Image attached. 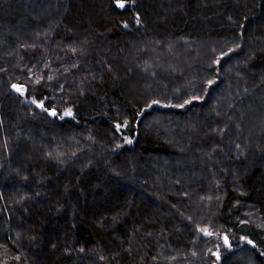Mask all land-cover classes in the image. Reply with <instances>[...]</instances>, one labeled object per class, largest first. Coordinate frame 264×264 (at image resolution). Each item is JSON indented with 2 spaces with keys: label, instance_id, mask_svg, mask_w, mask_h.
Here are the masks:
<instances>
[{
  "label": "trees",
  "instance_id": "1",
  "mask_svg": "<svg viewBox=\"0 0 264 264\" xmlns=\"http://www.w3.org/2000/svg\"><path fill=\"white\" fill-rule=\"evenodd\" d=\"M124 4L0 0V264H264V0Z\"/></svg>",
  "mask_w": 264,
  "mask_h": 264
},
{
  "label": "snow or ice",
  "instance_id": "2",
  "mask_svg": "<svg viewBox=\"0 0 264 264\" xmlns=\"http://www.w3.org/2000/svg\"><path fill=\"white\" fill-rule=\"evenodd\" d=\"M115 2H116L117 7L123 8V7L125 6V4H124V0H115ZM125 26H126V25H125ZM232 51H233V49H229V52H232ZM226 55H227V53H222V57H223V56H226ZM222 57H218V58H217V61H215V62H216V63H219V62H220V59H221ZM38 82H39V81H37V83H38ZM207 83H208L209 86H211V85L214 83V81H213V80H209ZM12 88H13L16 92L20 93L21 95L24 94V90H25V89H24V86H23V85L13 84V85H12ZM198 99H201V97H196V96H194V97H192L191 100H185V101H184V104L176 105V106H178V107H184L185 105L192 103L193 100H198ZM33 103H37V102H36L35 100H33ZM155 103H158V101H153V104H155ZM38 107L43 108V107H44L43 102H40V103L38 104ZM49 114H50V115H56V112H55V110H52ZM64 115H65V116H72V111L69 109V110L65 111ZM118 127H119V126H118ZM130 142H131V141H129V143H130ZM203 231L205 232L206 235H212V233L208 232L206 229L203 230ZM242 239H245V238L242 237ZM224 240H225V244H228V239H227V237H224ZM248 243H252V242H251V241H248ZM216 255H217V258H219L218 254H216Z\"/></svg>",
  "mask_w": 264,
  "mask_h": 264
},
{
  "label": "rangeland",
  "instance_id": "3",
  "mask_svg": "<svg viewBox=\"0 0 264 264\" xmlns=\"http://www.w3.org/2000/svg\"><path fill=\"white\" fill-rule=\"evenodd\" d=\"M23 98L26 100V101H29L30 100V96L29 95H26L25 93L22 95ZM23 100V99H22ZM24 101V100H23Z\"/></svg>",
  "mask_w": 264,
  "mask_h": 264
},
{
  "label": "water",
  "instance_id": "4",
  "mask_svg": "<svg viewBox=\"0 0 264 264\" xmlns=\"http://www.w3.org/2000/svg\"><path fill=\"white\" fill-rule=\"evenodd\" d=\"M52 116V115H51Z\"/></svg>",
  "mask_w": 264,
  "mask_h": 264
}]
</instances>
